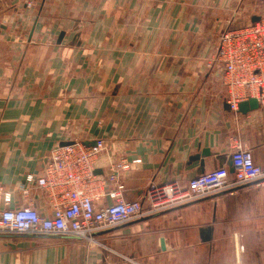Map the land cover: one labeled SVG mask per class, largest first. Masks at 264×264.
<instances>
[{"label":"crops","instance_id":"0c3cea01","mask_svg":"<svg viewBox=\"0 0 264 264\" xmlns=\"http://www.w3.org/2000/svg\"><path fill=\"white\" fill-rule=\"evenodd\" d=\"M263 10L262 0L0 2V214L30 206L52 216L47 194L28 178L41 177L66 142H96V175L116 171L128 202L152 184L186 187L222 167L232 175L238 145L264 170V107L234 114L217 61L223 31ZM202 228H212L210 241ZM97 240L0 234V264H264V186L215 194Z\"/></svg>","mask_w":264,"mask_h":264},{"label":"built area","instance_id":"2783aa9c","mask_svg":"<svg viewBox=\"0 0 264 264\" xmlns=\"http://www.w3.org/2000/svg\"><path fill=\"white\" fill-rule=\"evenodd\" d=\"M4 0H0L2 2ZM264 7V0H262ZM217 61L223 67L225 102L238 115L243 102L256 99L264 107V10L258 22L239 28H227L219 40ZM99 148L81 141L58 146L49 158L44 173L30 183L47 194L52 216H43L33 207L5 209L0 214V234L62 236L97 244V234L104 230L145 219L165 211L191 204L223 192L258 184L264 186V170L255 162L253 150L236 146L231 160L234 173L225 167L203 174L184 187L179 182L152 184L142 200L128 202L117 172L107 180L96 175ZM129 165H118L126 170ZM107 183L116 190L107 191ZM29 194V190H24ZM105 198L114 200L101 206ZM9 206L11 198L5 196Z\"/></svg>","mask_w":264,"mask_h":264},{"label":"water","instance_id":"95a60500","mask_svg":"<svg viewBox=\"0 0 264 264\" xmlns=\"http://www.w3.org/2000/svg\"><path fill=\"white\" fill-rule=\"evenodd\" d=\"M259 20H260V17H255V18H253L252 21L255 23V22H258ZM64 37H65V33L63 32V33H61V35L59 37L58 44L62 43ZM260 107L261 106H260V104L258 103V101L256 99H250L249 101L243 102L240 105L239 113L246 115V114H248L250 112L259 110ZM72 143L73 142H66V143L61 144V146H68V145H71ZM84 144L87 147H93V148H95L97 146L96 142L93 143V144H92V142H85ZM209 154H210V152L208 150L203 152L204 156H206V155L208 156ZM197 159H198V157H197ZM231 165H233L232 162H231ZM95 173L99 174L100 171H96ZM232 173H234V169L232 170ZM200 232H201L202 239H207V240H204L205 242L206 241L207 242L210 241L209 239H210V236H211L212 228H202L200 230Z\"/></svg>","mask_w":264,"mask_h":264},{"label":"rangeland","instance_id":"374dc122","mask_svg":"<svg viewBox=\"0 0 264 264\" xmlns=\"http://www.w3.org/2000/svg\"><path fill=\"white\" fill-rule=\"evenodd\" d=\"M252 1V3H257V4H260V0H251Z\"/></svg>","mask_w":264,"mask_h":264}]
</instances>
